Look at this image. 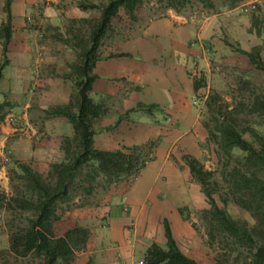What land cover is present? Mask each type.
I'll return each instance as SVG.
<instances>
[{"label":"crops","instance_id":"0c3cea01","mask_svg":"<svg viewBox=\"0 0 264 264\" xmlns=\"http://www.w3.org/2000/svg\"><path fill=\"white\" fill-rule=\"evenodd\" d=\"M78 2L10 0L13 32L0 78V102L10 104L0 121L2 187H7V168L18 161L46 174L50 163L65 158L62 141L73 136V127L65 117L46 110L69 102L73 82L58 56L45 54L46 48H58V42L40 36L46 25L58 27L63 18L99 16V11L91 12L98 9ZM4 3L0 0V24L6 19ZM234 10L228 4L188 15L167 9L136 24L140 27L123 39L101 42L90 97L107 110L94 123V143L116 150L154 140V157L136 176L101 189L92 203L66 210L61 224L54 223L56 234L74 225L89 228L86 244L75 252L72 264H137L151 242L165 245L164 219L182 253L216 264L197 229L200 211L209 205L183 155L202 161L210 149L205 96L200 97L204 86L194 90L193 78L206 76L215 40L226 38L222 32L242 46L247 27L243 33L236 27ZM137 103L152 107L137 109Z\"/></svg>","mask_w":264,"mask_h":264},{"label":"trees","instance_id":"16d2710c","mask_svg":"<svg viewBox=\"0 0 264 264\" xmlns=\"http://www.w3.org/2000/svg\"><path fill=\"white\" fill-rule=\"evenodd\" d=\"M144 0H105L100 3L79 0L81 7L95 8L99 16L69 19L72 23L86 25L83 34L81 28L58 31L50 36L54 41H61L73 49L77 61L67 67L73 82V94L68 103L53 106L46 113L65 117L73 127V136L62 141L65 158L49 164L46 174H41L30 164L17 162L13 177H9L12 192L7 194L0 189V209L11 214L8 246L6 252L15 257L33 254L38 257L37 264H72L75 252L82 249L89 237V228L74 225L56 234L54 223L61 216L58 214L60 203L68 204L74 200L77 189L85 190L89 196L95 186L106 189L110 184L136 176L145 164L153 159L155 141L124 146L116 150H104L94 143V123L106 113L107 107L102 102H95L90 97L92 83L96 79L93 72L102 39L111 29V21L119 11L124 10L132 17L133 12ZM165 9L183 13L188 5L196 4L203 9H213L214 0H160ZM234 5L236 0H223ZM10 0H5L6 19L0 24V43L2 59L0 78L3 68L8 63L7 49L12 36V24L9 10ZM251 25L255 34L260 35L256 22ZM66 35V37H65ZM235 52L245 55L252 66L264 74V59L260 46H250L244 50L239 45ZM241 89H248L247 100L229 105L222 102L219 94H211L205 100L207 107L204 126L208 132V142L215 146L217 169H206L191 155H183L193 180L200 185L209 205L201 210V218L206 222L210 244L216 236L230 238L235 244L249 251L248 260L234 259L229 264H264V122H249V116L257 115L264 120V93L251 88L249 79H239ZM204 77L193 78V88L204 86ZM9 102H0V121L9 108ZM151 104L137 103L136 108L150 111ZM120 117L117 118V121ZM249 138H245V135ZM218 172V177L215 173ZM13 181H17L13 184ZM74 189V191H73ZM218 200L222 203L220 206ZM229 201L238 202L254 218L252 226H242L228 211ZM89 202H80L66 207H78ZM18 215L20 224L14 223ZM166 242L160 246L151 242L143 255L144 264H204L188 257L177 246L170 226L163 220ZM3 250H0L2 253ZM227 260L215 258L216 264Z\"/></svg>","mask_w":264,"mask_h":264},{"label":"rangeland","instance_id":"374dc122","mask_svg":"<svg viewBox=\"0 0 264 264\" xmlns=\"http://www.w3.org/2000/svg\"><path fill=\"white\" fill-rule=\"evenodd\" d=\"M100 3L99 1H94ZM215 6L212 10H219L222 8L225 3L223 0H214ZM229 5V4H228ZM235 7L233 13L236 18V27H242V33L245 31V40H242V46L244 50H248L250 46L258 45L260 46V54L264 59V0H236L234 5H229ZM244 8V9H242ZM202 8L196 4L188 5L187 8L183 11V15L199 13ZM98 10L92 9L91 12L97 13ZM167 9L164 7L163 1L160 0H144L135 10V15L130 17L127 12L124 10L119 11L117 16H115L112 20L111 29L106 33L102 42H106L110 37H115L120 40L125 38L129 34L131 30L139 28L135 25H141L147 19L157 17L165 14ZM181 14V13H180ZM93 16L92 13L86 17ZM257 18L256 22L260 32V35L255 34V28L251 25L252 18ZM79 18V17H75ZM143 18V19H139ZM69 19L71 18H63V24L58 27L45 26L43 35L40 37L48 39H52L50 36L54 35L57 30L62 33H67L68 30H78L81 28V32L84 34L86 32V25H81L80 23H72ZM240 26V27H239ZM41 34V33H40ZM223 36L226 38L227 35L223 33ZM66 37V35H65ZM226 38H219V40H215V46H211L214 48V53L209 59V70L206 72V76L204 77V88L202 89V94L200 97L205 96V100L211 94H219L222 98V102H226L229 105H233L238 101H246L247 96L249 94L248 89H241L239 86V79L247 78L250 81L251 88L255 91L264 93V74L260 71H257L252 64L247 60L245 55L237 53L233 48H236V42L233 39L227 40ZM46 39V40H48ZM58 42V48L51 47L46 48V53L48 56H58V59L62 63L63 66H67L68 63H73L77 61V55L73 49L69 48V46L65 45L61 41ZM41 55L43 56L42 49L39 50ZM65 53V54H63ZM67 72L69 69L67 67ZM198 97V96H197ZM9 110V109H8ZM8 112V111H7ZM207 115V107L206 113ZM204 118L206 119V117ZM249 122H264L257 115L249 116ZM206 121V120H205ZM264 126V123H263ZM260 131L264 132L263 127H260ZM245 138H249L246 134ZM210 143V149L208 150L207 155L200 161L206 169L215 170L217 169V156L215 154V146L213 143ZM15 167L7 168V187H2L0 185V189L5 193L9 194L12 192L11 182L9 177H13L14 173H16ZM215 177H218V172L215 173ZM17 181H13V184H16ZM103 189L100 186H95L94 191L91 195L86 196L85 190L77 189L74 192V200L69 201L68 204L60 203L58 207V214L63 215L67 210L66 207H69L77 202H89L92 203L95 200L96 195ZM6 190V191H5ZM74 191V189H73ZM217 202L220 206L222 203L218 200V196L215 195ZM228 211L235 217V219L242 226H252L254 223V218L241 206L240 203L229 201L226 205ZM72 208V207H71ZM69 208V209H71ZM12 219L11 214L7 213L5 210L0 209V250H3L0 253V264H37L38 257L33 254H28L25 257H15L11 253L6 252L8 246V232H9V224ZM15 224H20V220L18 215L14 218ZM55 224H61L60 218L55 221ZM199 232L204 235L205 241L210 248L211 252H213L214 259L218 258L223 261L225 258L227 261L223 262V264H229L234 259L239 260H248L250 258L249 251L246 248H243L240 245L235 244L232 239L228 238H220L216 236L212 242L209 244V236L207 235L208 228L206 222L201 218L199 220Z\"/></svg>","mask_w":264,"mask_h":264},{"label":"built area","instance_id":"2783aa9c","mask_svg":"<svg viewBox=\"0 0 264 264\" xmlns=\"http://www.w3.org/2000/svg\"><path fill=\"white\" fill-rule=\"evenodd\" d=\"M242 9H244V8H242ZM13 120H16V118H13ZM7 159H8V157L5 156L4 160H7ZM137 264H144L142 258L137 262Z\"/></svg>","mask_w":264,"mask_h":264}]
</instances>
